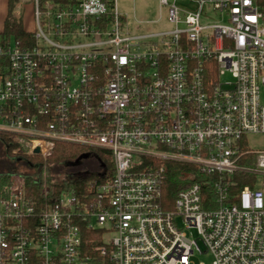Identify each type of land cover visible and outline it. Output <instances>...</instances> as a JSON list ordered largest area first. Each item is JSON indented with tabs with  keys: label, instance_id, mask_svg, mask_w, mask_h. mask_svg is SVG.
<instances>
[{
	"label": "built area",
	"instance_id": "2783aa9c",
	"mask_svg": "<svg viewBox=\"0 0 264 264\" xmlns=\"http://www.w3.org/2000/svg\"><path fill=\"white\" fill-rule=\"evenodd\" d=\"M33 2L34 44L0 46V140L41 161L45 205L0 174V264H264V0H160L171 30L144 35L117 0ZM59 143L110 153L112 177L53 195Z\"/></svg>",
	"mask_w": 264,
	"mask_h": 264
},
{
	"label": "trees",
	"instance_id": "16d2710c",
	"mask_svg": "<svg viewBox=\"0 0 264 264\" xmlns=\"http://www.w3.org/2000/svg\"><path fill=\"white\" fill-rule=\"evenodd\" d=\"M19 0H9V11L12 10L15 4ZM75 0H40V6L43 8L48 3H52L59 7H67L68 5L74 4ZM108 8L110 11L114 8L113 0H106ZM109 20V18H107ZM13 42L20 43L24 46H30L34 44V38L31 34L27 33L23 24L11 17H8L5 23L3 32H0V46L10 45ZM8 139L2 137L0 140V174L7 173H21L26 177L27 189L30 190L31 197L34 198L36 203L37 212L40 213L45 205V200L41 196V186L34 183V179H37L39 172H33L32 167L39 162H41L36 157H23L21 155L14 154V148L7 143ZM85 156L96 157L102 167L103 174L99 175L96 173H78L72 175H65L67 179L60 173H56V169L60 166H70L77 161L85 158ZM50 184L52 187L53 195L56 192L63 191L65 186L69 189L84 192L88 189L89 184L93 180H98L100 182H105L110 179L114 173V163L112 160V155L108 152L103 151H91L87 148L74 146L70 144L59 143L54 149L53 155L46 161ZM188 167L183 165L171 163L168 164V182L164 186L165 198L171 202L176 199L177 193L185 188L188 183L185 182V175L189 172ZM104 175V178H103ZM102 177V178H100ZM35 221H38L36 218ZM38 223V222H37Z\"/></svg>",
	"mask_w": 264,
	"mask_h": 264
},
{
	"label": "rangeland",
	"instance_id": "374dc122",
	"mask_svg": "<svg viewBox=\"0 0 264 264\" xmlns=\"http://www.w3.org/2000/svg\"><path fill=\"white\" fill-rule=\"evenodd\" d=\"M178 7L186 10H193L194 5L187 2H179ZM118 11L126 18V23L131 34L144 35L149 33H161L171 30L167 22L168 12L160 5V0H117ZM30 18L24 16V23L30 28ZM208 21L206 24H212ZM228 80L229 78H225ZM250 146L254 150H264V136L252 138ZM99 171L98 163L92 158L81 160L80 164H72L70 166L56 169V173L61 175H72L76 177L78 173H95ZM201 262L211 263L210 257H203Z\"/></svg>",
	"mask_w": 264,
	"mask_h": 264
},
{
	"label": "crops",
	"instance_id": "0c3cea01",
	"mask_svg": "<svg viewBox=\"0 0 264 264\" xmlns=\"http://www.w3.org/2000/svg\"><path fill=\"white\" fill-rule=\"evenodd\" d=\"M18 7L21 8V19L19 21L23 24L26 32L32 35L33 31L35 30L33 0H19L15 4L12 13L9 11V0H0V32H3L6 20L10 15L14 19L13 14L18 9ZM25 15L30 18V24L32 25L30 28L26 25V23H24Z\"/></svg>",
	"mask_w": 264,
	"mask_h": 264
},
{
	"label": "water",
	"instance_id": "95a60500",
	"mask_svg": "<svg viewBox=\"0 0 264 264\" xmlns=\"http://www.w3.org/2000/svg\"><path fill=\"white\" fill-rule=\"evenodd\" d=\"M38 152H39V150L36 151V153H38ZM85 157H87V156H85Z\"/></svg>",
	"mask_w": 264,
	"mask_h": 264
}]
</instances>
